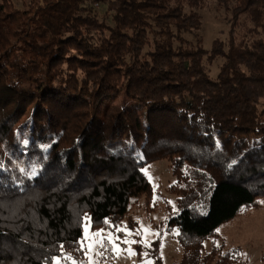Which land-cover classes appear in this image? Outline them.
<instances>
[{
	"label": "trees",
	"instance_id": "trees-1",
	"mask_svg": "<svg viewBox=\"0 0 264 264\" xmlns=\"http://www.w3.org/2000/svg\"><path fill=\"white\" fill-rule=\"evenodd\" d=\"M210 4L207 50L184 35ZM163 160L183 262L227 264L203 243L264 200V0H0V264H85L83 225L149 204Z\"/></svg>",
	"mask_w": 264,
	"mask_h": 264
},
{
	"label": "rangeland",
	"instance_id": "rangeland-1",
	"mask_svg": "<svg viewBox=\"0 0 264 264\" xmlns=\"http://www.w3.org/2000/svg\"><path fill=\"white\" fill-rule=\"evenodd\" d=\"M95 8L102 19L104 8ZM198 13L202 20L201 30L184 37L192 43L200 40L203 47L209 50L212 42L224 39L228 31L224 11L210 4ZM220 64L221 61L216 62L211 68L212 77L218 73ZM112 104L131 109L124 95L118 96ZM143 173L153 188L149 204L144 197L132 200L127 217L115 228L110 226L108 230L91 231L89 221L83 225L82 248L87 254L85 264H154L151 255L152 243L156 240L159 242L158 255L162 264L190 262H183L184 251L178 241L180 231L177 228L167 229L169 219L179 213L177 196L170 192V187L175 182L170 164L164 160L155 162L145 168ZM96 233L100 235L97 236ZM126 240L129 242L125 243ZM95 241L99 243H94ZM145 241L148 246H145ZM90 244L93 245L92 251H88ZM114 246L119 251L114 250ZM211 252L215 256L214 261H220L226 256L227 264H264V200L260 209L245 210L237 218L218 228L216 235L203 243L201 258ZM57 259L59 264H64L66 257ZM206 261L201 260L199 263Z\"/></svg>",
	"mask_w": 264,
	"mask_h": 264
},
{
	"label": "snow or ice",
	"instance_id": "snow-or-ice-1",
	"mask_svg": "<svg viewBox=\"0 0 264 264\" xmlns=\"http://www.w3.org/2000/svg\"><path fill=\"white\" fill-rule=\"evenodd\" d=\"M25 143H27V141H25ZM32 175H35V172H33ZM118 230H121V229H118ZM145 231H147V230H145ZM85 233H86V236H87V227L85 228ZM136 234H137V235H140L139 232H137ZM96 235L99 236L100 234H99V233H96ZM109 239H111V237H109ZM128 242H129V241H127V240L125 241V243H128ZM133 242H134V241H133ZM94 243H99V241H95ZM144 243H145V246H148V244H147L146 241H145ZM92 248H93V245L90 244V245L88 246V251H92ZM114 250L119 251V248H118L117 246H114ZM101 254H102V253H101ZM68 259H71V257L69 256ZM55 264H59V260H58V259L56 260Z\"/></svg>",
	"mask_w": 264,
	"mask_h": 264
}]
</instances>
